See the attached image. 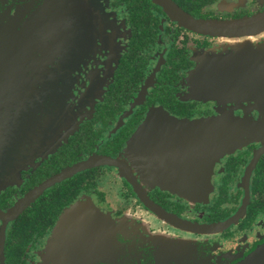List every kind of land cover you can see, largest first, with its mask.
Here are the masks:
<instances>
[{"label": "flooded vegetation", "instance_id": "af4514ba", "mask_svg": "<svg viewBox=\"0 0 264 264\" xmlns=\"http://www.w3.org/2000/svg\"><path fill=\"white\" fill-rule=\"evenodd\" d=\"M171 1L196 19L224 24L264 15V0ZM20 7L29 10L32 0H0L1 42L22 41L13 29ZM57 7L36 29L42 47L29 30L24 41L28 54L57 59L80 125L38 156L49 151L48 130L42 147L18 131L16 71L0 69V264H42L61 214L79 204L110 217L122 228L119 240L168 253L149 264L238 263L264 242V20L211 35L153 0H58ZM213 74H220L219 94L204 91ZM225 124L233 125L235 146L208 147L210 130L223 139ZM146 127L134 164L124 152ZM90 161L8 219L33 189ZM172 188L211 190L194 199ZM55 198L67 201L49 224L55 213L36 209H49ZM85 244L94 264L112 263L96 240Z\"/></svg>", "mask_w": 264, "mask_h": 264}, {"label": "water", "instance_id": "95a60500", "mask_svg": "<svg viewBox=\"0 0 264 264\" xmlns=\"http://www.w3.org/2000/svg\"><path fill=\"white\" fill-rule=\"evenodd\" d=\"M166 8V10L177 19L193 30L206 34H220L224 29H238L251 23L264 20V15L252 18L245 22L224 24L213 20H200L185 13L176 6L171 0H153ZM38 0H32V7L28 10L24 7L17 9L16 20H13V29L17 31V39L20 33L22 41L1 42L0 41V69H13L16 80L13 82L16 86L12 92L16 94L17 104L15 108L20 111L17 118L18 131L27 132V138L31 140L33 147H42V132L48 130V148L43 154L46 156L53 149L58 147L62 141H67L80 125L76 118L69 100L71 93L66 82L61 80L58 74V61L51 56L41 57L37 54L27 53L24 41V33L32 32V38L38 40V47L41 46V38L36 36L37 27H41L44 14L57 15L58 0H44L36 10ZM46 8L45 10L43 7ZM49 5V6H48ZM43 15V18H42ZM18 27L21 29L18 31ZM27 33V34H28ZM215 67H219L215 66ZM213 80L209 83V91L213 94H219L222 83L220 74L209 75ZM31 101V103H30ZM29 111L31 119L26 123L25 113ZM27 125V130H26ZM232 124H225V136L223 139L213 138L214 130H210L208 147H231L235 146V139L230 137L234 130H230ZM138 138V133L129 141V146H134ZM223 141V142H220ZM136 153V151H134ZM33 151V157H38ZM102 164L118 165L114 159L104 158ZM135 164V162H133ZM95 164L90 161L83 164H77L60 174L50 178L40 186L36 187L15 208L8 214V219H13L28 205L35 202L47 189L61 183L75 174L89 168ZM136 190L140 193L139 188ZM180 194L206 196L207 188H179ZM141 195V194H140ZM83 212H88L90 216H85ZM7 219V220H8ZM7 222V221H6ZM7 225H5V228ZM3 228L2 232H5ZM122 228L115 224L110 217H105L95 206L86 207V204H79L66 209L60 216L58 223L52 232V237L48 246L42 254V264H94L91 259L93 250L89 249L86 243L96 240L99 244L97 252L111 255V264H149L150 261L169 259L167 253L156 248L149 252H141L132 245L134 242L126 243L119 240ZM151 253V256L149 255ZM81 256V257H80ZM180 257L185 258L183 255ZM85 258V261H82ZM86 258L88 259L86 261ZM236 264H264V242L259 244L252 252L245 257H241Z\"/></svg>", "mask_w": 264, "mask_h": 264}, {"label": "rangeland", "instance_id": "374dc122", "mask_svg": "<svg viewBox=\"0 0 264 264\" xmlns=\"http://www.w3.org/2000/svg\"><path fill=\"white\" fill-rule=\"evenodd\" d=\"M237 127V126H236ZM148 129V127H146V129H142V130H138L136 133H138V138H137V140H136V142H135V144H134V146H129L128 144H129V142H128V144H127V148L128 149H133L132 151H125L124 152V155H125V157H128L132 162H135V164H137V156L139 155V151H136L137 149H139V147H140V142H141V136H142V133L145 131V130H147ZM236 130H237V128H235ZM251 135H254V131H252L251 133H248V134H246V136L247 137H245L244 135H242L241 136V134L240 135H237V133H236V135H235V137H237V138H242V139H246V138H248V137H251ZM134 151H136V153L134 152ZM171 190H177L176 188H172ZM209 190H211L210 188L208 189L207 188V193H209ZM210 194V193H209ZM187 196H189V197H192V198H196V199H198V198H201L202 196H200V195H191V194H189V193H187ZM203 197H210L209 195H206V196H203ZM90 206H92V205H87L86 204V207L87 208H89ZM88 213V212H87ZM90 214L91 213H89V216H90ZM166 253V252H165ZM179 254H180V252H178ZM168 254V253H167ZM81 257V256H80ZM171 259H172V257H171Z\"/></svg>", "mask_w": 264, "mask_h": 264}, {"label": "trees", "instance_id": "16d2710c", "mask_svg": "<svg viewBox=\"0 0 264 264\" xmlns=\"http://www.w3.org/2000/svg\"><path fill=\"white\" fill-rule=\"evenodd\" d=\"M65 198H67V196H64ZM67 201V199H63V198H60V199H57L55 198L54 199V203H50V208L47 209L46 207H44L43 209H41V207H39L38 209H36V211L40 212V214H43L46 216H49L50 213H55V215L51 218H48V220L50 221L49 224H51L54 220V217L56 216V213L58 212V208L59 207H62L65 202ZM48 202V201H46ZM56 218V217H55Z\"/></svg>", "mask_w": 264, "mask_h": 264}]
</instances>
